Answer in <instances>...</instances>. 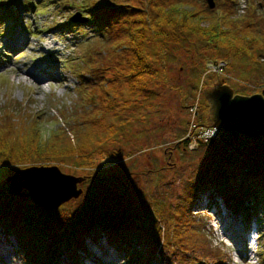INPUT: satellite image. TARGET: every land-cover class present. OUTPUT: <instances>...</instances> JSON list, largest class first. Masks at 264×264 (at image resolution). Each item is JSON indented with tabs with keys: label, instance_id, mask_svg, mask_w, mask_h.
Returning a JSON list of instances; mask_svg holds the SVG:
<instances>
[{
	"label": "rangeland",
	"instance_id": "obj_1",
	"mask_svg": "<svg viewBox=\"0 0 264 264\" xmlns=\"http://www.w3.org/2000/svg\"><path fill=\"white\" fill-rule=\"evenodd\" d=\"M15 1L12 14L0 22V118L10 121L18 113L26 117L40 115L45 127L51 128L52 116L64 113L68 118L74 112L78 113L73 117L75 122L82 120L94 128L104 126L108 135L96 149L92 148V162H83V167L74 159L52 164L65 174L87 179L77 184L82 189L78 197L45 211L30 197L5 194L0 198L1 204L23 209L32 239L31 248L22 249L14 236H6V241L0 227V264H28L29 259L32 264H40V259H45V264H76L73 252L60 250L58 257L48 256L50 245H66L89 224L83 217L117 205L144 221L147 236L142 242L146 245L123 256L105 243L103 250L88 241L92 254L83 256L78 264H177L183 258L192 263L264 264V218L258 213L244 226L242 217L230 213L219 201L218 210L223 216L220 219L216 208L208 206L205 193L196 192L203 175L218 169L215 162H230L233 149L228 139L183 149L184 143L191 141V125L205 123L200 120L201 115L205 116L200 104L207 102L202 87L217 82L207 77L216 74L207 72L206 63L217 62L212 55L206 53L197 60L192 51L170 46L164 59L165 73L159 72L150 80L143 77L138 83L145 90H138L129 67L130 53H98L100 43L93 40L95 33L90 28L72 30L63 25L69 18L82 19L83 12L74 5L76 0H69L73 3L68 5H64L68 0H30L29 11H24L25 0ZM235 1L240 14L246 9L264 11V0ZM162 58L154 59V68L162 69ZM36 63L43 67L54 65L64 79L45 77L49 73L46 69L39 79L29 77L26 73ZM229 68L230 73L227 62V70L216 75L224 78L229 74L227 84L235 94H264L255 90L259 87L252 84L242 64ZM201 69L205 78L200 76ZM260 86L264 87V83ZM231 134H238L232 135V142L240 152L253 153L251 159L264 154V134ZM182 139L186 142L178 143ZM2 174L5 172L0 171V179ZM184 215L195 219L193 229L187 233H193L196 240L184 238L174 245L176 238L172 240L170 234L184 225ZM228 218L232 219L230 228L238 225L249 232L247 240L234 243L224 235ZM158 246L162 247L154 252ZM185 246L188 248L179 250Z\"/></svg>",
	"mask_w": 264,
	"mask_h": 264
},
{
	"label": "trees",
	"instance_id": "obj_2",
	"mask_svg": "<svg viewBox=\"0 0 264 264\" xmlns=\"http://www.w3.org/2000/svg\"><path fill=\"white\" fill-rule=\"evenodd\" d=\"M72 3L73 1L68 0L64 5ZM16 5L15 0L0 3V22H5L10 13L12 14L11 8ZM22 5L24 11L32 9L30 0H25ZM74 5L78 7V11L83 12L82 19L69 18L63 25L72 30L90 28L95 33L93 40L100 43L98 53H130L132 61L129 67L138 90H145L138 83L143 77L150 80L159 72L165 73L164 59L168 57V48L182 46L185 51H192L197 60L207 53L212 55V60L226 62L224 71L227 62L228 71L229 67L242 64L245 72L252 78V84L255 88L259 87L255 90L264 93V87L260 86V83H264V11L260 8L251 11L246 9L240 14L237 12L235 0H217L213 8L209 7L206 0H76ZM158 56L163 57L162 60L159 59L162 63L160 70L153 66L154 59H158ZM229 63L232 65L229 66ZM202 75L203 78L206 77L204 69L200 70V76ZM207 77L226 83L231 79L229 74L224 78L216 74ZM208 107L207 102L204 106L200 104V108L205 111V116L201 115L200 120L205 122L208 118ZM76 114L78 113L70 112L69 119L64 117V113L52 116L54 126L51 128L45 127L40 115L26 117L18 113L10 121L0 118V171L5 172L0 179L1 199L5 198V194L29 197L25 195V188L20 194L9 191L7 177L19 168L31 165L48 166L66 159H74L81 167L87 160L88 163L92 162L89 160L94 153L92 148L96 149L105 139L108 135L107 129L104 126L91 127L82 120L77 123L73 118ZM232 135L238 134L218 133L217 137L210 140V143H215L228 139V146L233 149L230 152L231 158H228L230 162L228 165L215 162L218 169L203 175L196 192L205 193L208 206L216 208L217 216H221L218 210V203L221 201L230 213L240 215L246 224L244 226H247L258 213L264 218V154H257L251 159L250 154L253 153L248 152L246 155L240 152L232 142ZM181 141L186 142L182 139L178 143ZM183 149L188 150L187 142ZM86 219L89 224L84 225L78 234H74L72 241L59 247L51 244L47 255L58 257L61 252H73L74 262L78 264L83 256L90 257L92 254L87 247L88 241L103 250L105 243L111 246L115 254L123 256H128L136 248L146 245L142 242L147 236L143 228L144 221L119 205L82 218ZM194 221V218L182 219L184 225H180L177 232L172 231L170 234L172 240L176 238L174 245L184 238L196 240L193 233H187L193 229ZM27 226L23 209L0 203V227L6 241V236L12 235L22 249H30L32 239ZM161 247H154L153 251ZM187 248L185 246L179 250ZM183 260V264H207L192 263L186 258L177 264H182ZM46 262L45 259H40V264ZM32 263L29 259L28 264Z\"/></svg>",
	"mask_w": 264,
	"mask_h": 264
},
{
	"label": "water",
	"instance_id": "obj_3",
	"mask_svg": "<svg viewBox=\"0 0 264 264\" xmlns=\"http://www.w3.org/2000/svg\"><path fill=\"white\" fill-rule=\"evenodd\" d=\"M206 1L210 8L215 6L214 0ZM202 91L209 105L210 126L215 127L219 133L241 132L250 137L264 134V94L241 96L235 94L222 80L212 86H203ZM38 175L40 176L37 177ZM84 179L65 174L56 165H31L17 169L6 181L12 194H20L25 188V195L34 203L53 209L78 197L82 189L77 188V184Z\"/></svg>",
	"mask_w": 264,
	"mask_h": 264
},
{
	"label": "built area",
	"instance_id": "obj_4",
	"mask_svg": "<svg viewBox=\"0 0 264 264\" xmlns=\"http://www.w3.org/2000/svg\"><path fill=\"white\" fill-rule=\"evenodd\" d=\"M207 72H213L216 74H221L225 68V62L217 61V62H207L206 63ZM194 108H191L192 116L195 114ZM194 120L192 119V122ZM193 127V135L191 137V141L188 143V149L193 150L197 148L200 144L207 143L211 139L217 137L218 131L215 127L210 126L209 124H192Z\"/></svg>",
	"mask_w": 264,
	"mask_h": 264
},
{
	"label": "bare ground",
	"instance_id": "obj_5",
	"mask_svg": "<svg viewBox=\"0 0 264 264\" xmlns=\"http://www.w3.org/2000/svg\"><path fill=\"white\" fill-rule=\"evenodd\" d=\"M43 69H46L49 73L46 75ZM20 74L22 75L23 73ZM26 74L31 78H37V79H39V77L43 74H45V77L49 79H55V78L64 79L63 75L60 74V70L56 72V67L54 65H52L51 67L50 66L43 67L39 63L32 64L31 68H29ZM39 176L40 175H38L37 177ZM219 218L222 219L223 216L221 215ZM229 223H232V219L230 218H228V223H226V228L224 227L223 229L224 235L226 237H229L231 241H233L234 243H237L238 241L242 243L244 240L248 239V232L247 233L244 232L242 228L238 225L237 226L235 225L234 228L232 229L229 227Z\"/></svg>",
	"mask_w": 264,
	"mask_h": 264
},
{
	"label": "flooded vegetation",
	"instance_id": "obj_6",
	"mask_svg": "<svg viewBox=\"0 0 264 264\" xmlns=\"http://www.w3.org/2000/svg\"><path fill=\"white\" fill-rule=\"evenodd\" d=\"M223 83H226V82H223ZM85 180H87V179H85Z\"/></svg>",
	"mask_w": 264,
	"mask_h": 264
}]
</instances>
